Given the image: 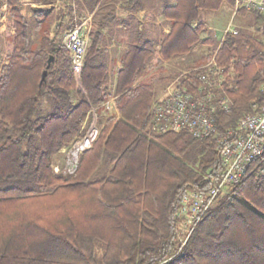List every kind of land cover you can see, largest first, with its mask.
I'll use <instances>...</instances> for the list:
<instances>
[{
    "label": "trees",
    "instance_id": "obj_1",
    "mask_svg": "<svg viewBox=\"0 0 264 264\" xmlns=\"http://www.w3.org/2000/svg\"><path fill=\"white\" fill-rule=\"evenodd\" d=\"M22 1L0 0L8 5L9 43L5 52L0 44V264H264V153L219 192L179 248L182 196L207 188L222 166L213 138L150 127L165 87L154 83L175 77L157 72L199 42L212 46L187 69L214 56L232 101L229 111L213 113L218 126H233L249 111L262 97L264 18L253 12L249 28L215 40L201 36L203 17L233 0H165L168 32L153 38L135 29L115 74L114 106L105 117L94 111L97 137L69 173L63 149L84 134L92 107L111 97L101 50L106 23L98 18L111 10L93 15L79 89L61 40L76 23L65 24L71 6L61 1L27 17Z\"/></svg>",
    "mask_w": 264,
    "mask_h": 264
},
{
    "label": "built area",
    "instance_id": "obj_2",
    "mask_svg": "<svg viewBox=\"0 0 264 264\" xmlns=\"http://www.w3.org/2000/svg\"><path fill=\"white\" fill-rule=\"evenodd\" d=\"M40 2L31 7H40ZM235 11H251L264 18V0H233ZM8 5H0V22L7 15ZM7 20V18L5 19ZM71 30L62 35V43L68 50L70 69L77 88L82 89L80 76L92 28L91 17L75 21ZM12 30V29H11ZM235 28L225 29L226 33H236ZM264 36V29L262 30ZM225 76L223 68L211 57L206 63L181 71L166 87L152 105L150 127L157 132L188 131L193 137H211L220 158L222 173L211 178L205 189H188L180 200L176 212L177 222L182 227L176 236L179 248L185 245L195 226L214 202L219 192L227 185L238 182L247 172L250 164L264 153V81L260 84L261 99L250 104V110L242 113L233 126L220 128L213 115L215 111H229L231 99L223 90ZM106 107L112 108L110 100ZM84 134L63 149L64 169L73 172L78 164L79 154L88 148L97 137L96 115ZM66 151V152H65ZM58 166L54 170L58 171Z\"/></svg>",
    "mask_w": 264,
    "mask_h": 264
},
{
    "label": "crops",
    "instance_id": "obj_3",
    "mask_svg": "<svg viewBox=\"0 0 264 264\" xmlns=\"http://www.w3.org/2000/svg\"><path fill=\"white\" fill-rule=\"evenodd\" d=\"M61 1H66V5L71 6L70 14L64 18L65 24L68 25L73 20H82L88 16L91 17L93 22V15L99 8L109 7L111 10L109 13L103 10L100 11L98 18L106 23V26L102 29L101 50L108 67V88L111 91L109 100L113 107L115 74L121 66L123 51L126 49L128 42L133 39L135 29H143L147 37L153 38L159 37L169 30L167 26L168 19L161 14L165 0H105L104 3L102 2L104 0H98L92 8L88 6L87 0H55L52 3L40 4V6L48 10L52 7H58ZM34 2L39 1L23 0L22 14L27 17L30 16L33 9L30 4ZM174 3L175 0H169L170 5ZM137 7H139L138 10H134ZM169 62L172 63L171 60H168L164 61L163 64ZM96 113L98 116L101 115L100 117H105L107 111L101 107Z\"/></svg>",
    "mask_w": 264,
    "mask_h": 264
},
{
    "label": "rangeland",
    "instance_id": "obj_4",
    "mask_svg": "<svg viewBox=\"0 0 264 264\" xmlns=\"http://www.w3.org/2000/svg\"><path fill=\"white\" fill-rule=\"evenodd\" d=\"M40 7H42V6H40ZM252 14H253V12H251V11H244L241 9L235 11L233 8V5H230V4L225 2V3L221 4L217 9L210 10V11L205 13V15L203 17V21L206 25V31L203 32L201 36L202 37L211 36L215 40H219V39H221V36L223 35L225 29L235 28L237 30L239 28L240 29L249 28V21L252 18ZM6 18H7V15L5 14V17L2 18V23L0 22V44H1V47L3 48L4 52L7 51L9 48V43L7 40L8 39V36H7L8 20H5ZM77 21L79 22L80 20H77ZM10 30L11 29H9V31ZM261 38H264V37L261 36ZM211 46H212L211 44H204V43H200V42L197 43L190 50V52L186 53L183 56L173 58L171 60L172 63L169 62L170 64L169 63L163 64L164 65L163 70H159L157 72V74L165 76L168 74V72H172L175 76L174 78H176L181 73V71L187 69L186 66H190V65L198 63V61H200V56L203 55L204 53H206L207 50L209 48H211ZM211 57H213V56H211ZM211 57H210V59H211ZM210 59H208V60H210ZM208 60L203 61V63H206ZM178 67H180V68H178ZM231 71H232V67H230V72ZM154 73H156V72H154ZM174 78L172 80H174ZM172 80H170L167 83L163 82V84H161V85L158 83H154V85L157 88H160V86H161V88L165 86L162 89L161 93L158 95V97L162 95V93L166 89L167 85ZM102 108L105 111H110V109H111V108L106 107V102L103 103ZM94 111L96 112V109H93V112ZM64 156H65V153L61 157L63 158ZM55 160L60 161V160H58V158H56ZM57 161H55V162H57ZM181 227H182V225L179 222H177L175 232L178 233V235H179V231L181 230ZM176 236H177V234H176ZM176 244L179 246V242L177 239H176Z\"/></svg>",
    "mask_w": 264,
    "mask_h": 264
},
{
    "label": "water",
    "instance_id": "obj_5",
    "mask_svg": "<svg viewBox=\"0 0 264 264\" xmlns=\"http://www.w3.org/2000/svg\"><path fill=\"white\" fill-rule=\"evenodd\" d=\"M51 61H52V56H49V57H48V60H47L46 68L49 67ZM46 73H47V69H44V70L42 71L41 80H43V79L45 78Z\"/></svg>",
    "mask_w": 264,
    "mask_h": 264
}]
</instances>
